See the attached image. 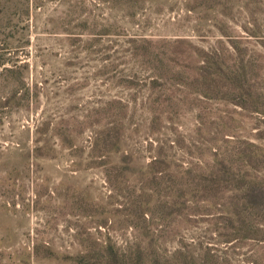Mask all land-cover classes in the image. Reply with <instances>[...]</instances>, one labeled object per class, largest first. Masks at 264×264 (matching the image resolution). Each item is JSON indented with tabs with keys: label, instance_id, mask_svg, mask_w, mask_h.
<instances>
[{
	"label": "rangeland",
	"instance_id": "374dc122",
	"mask_svg": "<svg viewBox=\"0 0 264 264\" xmlns=\"http://www.w3.org/2000/svg\"><path fill=\"white\" fill-rule=\"evenodd\" d=\"M0 8V264H264V0Z\"/></svg>",
	"mask_w": 264,
	"mask_h": 264
},
{
	"label": "trees",
	"instance_id": "16d2710c",
	"mask_svg": "<svg viewBox=\"0 0 264 264\" xmlns=\"http://www.w3.org/2000/svg\"><path fill=\"white\" fill-rule=\"evenodd\" d=\"M39 0H0V8H13V7H23L27 6L29 2L37 3Z\"/></svg>",
	"mask_w": 264,
	"mask_h": 264
}]
</instances>
